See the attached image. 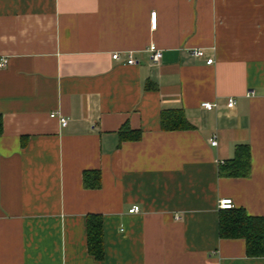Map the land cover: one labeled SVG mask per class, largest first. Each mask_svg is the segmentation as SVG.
<instances>
[{
  "label": "crops",
  "instance_id": "1",
  "mask_svg": "<svg viewBox=\"0 0 264 264\" xmlns=\"http://www.w3.org/2000/svg\"><path fill=\"white\" fill-rule=\"evenodd\" d=\"M0 58V264H264L218 234L221 198L264 216V0H0ZM239 143L249 175L220 176Z\"/></svg>",
  "mask_w": 264,
  "mask_h": 264
},
{
  "label": "trees",
  "instance_id": "2",
  "mask_svg": "<svg viewBox=\"0 0 264 264\" xmlns=\"http://www.w3.org/2000/svg\"><path fill=\"white\" fill-rule=\"evenodd\" d=\"M161 127L164 130L185 128L186 123L176 110L161 112ZM121 140L138 139L140 132L123 126L119 131ZM250 173L249 144L236 145L234 156L219 167L220 176L245 177ZM87 187H98L100 174L95 172L92 180L86 179ZM218 234L220 238H242L245 241V253L249 257H264V216L247 214L242 207L220 209L218 218ZM87 249L97 260L103 257L102 221L99 215L87 217Z\"/></svg>",
  "mask_w": 264,
  "mask_h": 264
},
{
  "label": "built area",
  "instance_id": "3",
  "mask_svg": "<svg viewBox=\"0 0 264 264\" xmlns=\"http://www.w3.org/2000/svg\"><path fill=\"white\" fill-rule=\"evenodd\" d=\"M150 26L151 28H155L156 27V11H152L150 13ZM146 50L150 53V58L152 63H157L159 62V60L162 58L163 56V51L162 49H159L154 43H150L148 45V47L146 48ZM189 53L193 56H203L204 52L201 48H191L189 49ZM111 57L115 60H119L121 58V55L119 52H115L111 55ZM213 59L211 57L206 59V63L210 64L212 63ZM124 62L127 64H134L135 58L131 55L130 52L127 53L126 58L124 59ZM7 63V59L6 58H0V67H4ZM253 95V91H247L246 92V96H251ZM235 105V100L233 97H229L227 99V106L232 107ZM201 106L204 109L207 110H211L215 108V103L209 102V101H204L201 103ZM50 117H55L58 119L59 123L61 126H66L68 123V119L64 116L59 115L58 113H50ZM210 144L211 145H216L217 141L215 137H212L210 139ZM234 207L233 201L231 200V198H221L218 201V208L219 209H228V208H232ZM139 211V206L138 205H133L128 209L129 213H136Z\"/></svg>",
  "mask_w": 264,
  "mask_h": 264
}]
</instances>
